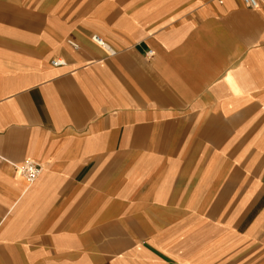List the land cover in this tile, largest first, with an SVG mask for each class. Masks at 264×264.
I'll use <instances>...</instances> for the list:
<instances>
[{
  "label": "crops",
  "instance_id": "0c3cea01",
  "mask_svg": "<svg viewBox=\"0 0 264 264\" xmlns=\"http://www.w3.org/2000/svg\"><path fill=\"white\" fill-rule=\"evenodd\" d=\"M0 264H264V5L0 0Z\"/></svg>",
  "mask_w": 264,
  "mask_h": 264
},
{
  "label": "built area",
  "instance_id": "2783aa9c",
  "mask_svg": "<svg viewBox=\"0 0 264 264\" xmlns=\"http://www.w3.org/2000/svg\"><path fill=\"white\" fill-rule=\"evenodd\" d=\"M244 5L248 7H258L260 5H264V0H241ZM92 40L99 45H105L104 41L98 37L97 35L92 36ZM68 43L73 47L77 48L78 45L73 41L68 40ZM53 64H60L62 61L60 59L52 60ZM19 173L28 181H32L37 177L40 171V165L34 161L26 160L21 165L16 167Z\"/></svg>",
  "mask_w": 264,
  "mask_h": 264
}]
</instances>
